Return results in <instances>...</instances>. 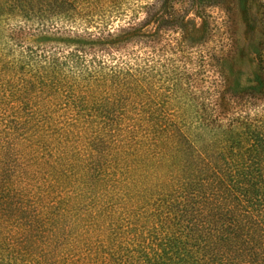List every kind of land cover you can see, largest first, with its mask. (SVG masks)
<instances>
[{
  "label": "trees",
  "instance_id": "16d2710c",
  "mask_svg": "<svg viewBox=\"0 0 264 264\" xmlns=\"http://www.w3.org/2000/svg\"><path fill=\"white\" fill-rule=\"evenodd\" d=\"M121 1L0 0V264H264V52L226 84L218 0Z\"/></svg>",
  "mask_w": 264,
  "mask_h": 264
},
{
  "label": "rangeland",
  "instance_id": "374dc122",
  "mask_svg": "<svg viewBox=\"0 0 264 264\" xmlns=\"http://www.w3.org/2000/svg\"><path fill=\"white\" fill-rule=\"evenodd\" d=\"M136 5L137 0L121 1L119 10L124 15L113 22L142 19L141 13L134 10ZM206 15L199 17L194 10L187 15L202 42L199 46L219 57L226 84L232 82L240 87L252 84L258 70L257 53L264 52V0H218L217 5L207 9Z\"/></svg>",
  "mask_w": 264,
  "mask_h": 264
}]
</instances>
